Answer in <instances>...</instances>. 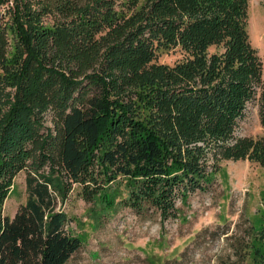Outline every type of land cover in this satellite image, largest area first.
<instances>
[{"label": "trees", "instance_id": "1", "mask_svg": "<svg viewBox=\"0 0 264 264\" xmlns=\"http://www.w3.org/2000/svg\"><path fill=\"white\" fill-rule=\"evenodd\" d=\"M247 18L248 0H0V264L69 259L82 240L57 203L74 189L97 220L128 207L162 221L221 160L264 167V133L234 132L254 98L264 126ZM173 47L180 59L156 60Z\"/></svg>", "mask_w": 264, "mask_h": 264}, {"label": "rangeland", "instance_id": "2", "mask_svg": "<svg viewBox=\"0 0 264 264\" xmlns=\"http://www.w3.org/2000/svg\"><path fill=\"white\" fill-rule=\"evenodd\" d=\"M247 30L264 62L263 0H248ZM181 57L173 47L160 50L156 60L173 63ZM48 118L46 113L45 124L51 125ZM234 132L264 133L257 98L247 103ZM210 162L207 157L206 164ZM25 176V169L16 173L4 200L3 212L9 217L26 198ZM210 178L205 188L177 198L176 216L162 221L155 211L138 214L128 207L97 220L72 190L57 208L68 215L82 243L64 264H264V167L247 158L223 159Z\"/></svg>", "mask_w": 264, "mask_h": 264}]
</instances>
